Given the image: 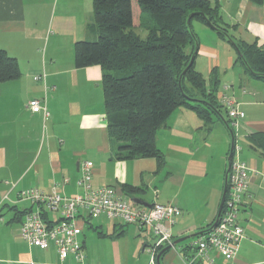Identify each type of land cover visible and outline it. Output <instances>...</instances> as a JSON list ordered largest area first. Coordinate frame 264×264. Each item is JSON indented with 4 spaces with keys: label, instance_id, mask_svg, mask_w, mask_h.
I'll use <instances>...</instances> for the list:
<instances>
[{
    "label": "crops",
    "instance_id": "1",
    "mask_svg": "<svg viewBox=\"0 0 264 264\" xmlns=\"http://www.w3.org/2000/svg\"><path fill=\"white\" fill-rule=\"evenodd\" d=\"M209 1L218 4L219 23L235 40L264 49V0ZM92 22V0H0V48L17 59L20 69L19 77L0 81V264H76L71 255L59 262L54 246L41 249L20 236L23 210L37 206L18 199L17 193L31 187L44 193L55 187L67 196L82 193L77 179L83 161L92 165L93 187L112 186L121 196L149 205L179 206L172 242L206 230L216 218L232 139L249 167L238 213L244 237L233 259L213 249L209 256L212 264H264V150L249 139L264 133V82L246 72L234 48L213 28L193 20L195 70L208 79L216 68L217 96L234 95L244 116L233 126L222 107L228 123L212 113L207 124L193 109L178 107L155 135L160 162L153 157L117 159V144L107 132L101 68L74 66V43L96 38ZM33 98L45 99L47 118L30 110ZM44 217L56 221L59 214ZM95 220L79 221L85 264H152L147 250L155 241L151 230L104 215ZM195 237L165 251L160 264H188ZM192 264L202 262L194 259Z\"/></svg>",
    "mask_w": 264,
    "mask_h": 264
},
{
    "label": "trees",
    "instance_id": "2",
    "mask_svg": "<svg viewBox=\"0 0 264 264\" xmlns=\"http://www.w3.org/2000/svg\"><path fill=\"white\" fill-rule=\"evenodd\" d=\"M250 1L261 3L262 0ZM92 14L91 28L96 38L74 43V66L101 68L107 132L117 144V159L153 157L160 162L156 132L181 106L193 109L207 124L212 123V113L228 123L217 96V69L213 68L205 79L194 68L198 40L192 28L193 20L205 24L209 20L220 37L233 48L235 43L236 61L254 79L264 82V49L256 42L235 40L219 23L215 2L92 0ZM137 28L143 29V34ZM19 75L17 59L0 48V81ZM249 139L264 150V133L251 134Z\"/></svg>",
    "mask_w": 264,
    "mask_h": 264
},
{
    "label": "built area",
    "instance_id": "3",
    "mask_svg": "<svg viewBox=\"0 0 264 264\" xmlns=\"http://www.w3.org/2000/svg\"><path fill=\"white\" fill-rule=\"evenodd\" d=\"M228 85L225 86V89ZM219 102L225 108L233 126L244 116L239 109V102L231 94L219 95ZM28 106L32 112L49 116L45 99L33 98ZM239 145H234L228 172V188L217 224L196 236L190 242L194 250L192 264L198 259L202 264H212L210 250H215L227 260L233 259L244 237L238 221V213L247 193L249 167L238 157ZM92 165L88 161L80 163V176L77 184L82 193L67 196L59 193L55 187L50 193H44L36 187L22 189L18 199L29 200L37 207L25 213L19 226L20 236L30 245L45 249L54 246L59 262H64L71 255L76 264H85V253L78 235L83 225L102 215L110 220L131 224L137 228H148L154 235L153 245L148 247L150 262L155 263L157 250L172 245L171 227L181 215V209L174 203L153 202L148 206L133 205L121 196L112 186L93 187L91 185ZM4 195L3 200H7ZM47 212H57L59 219L48 221L43 216ZM80 219V220H79Z\"/></svg>",
    "mask_w": 264,
    "mask_h": 264
},
{
    "label": "water",
    "instance_id": "4",
    "mask_svg": "<svg viewBox=\"0 0 264 264\" xmlns=\"http://www.w3.org/2000/svg\"><path fill=\"white\" fill-rule=\"evenodd\" d=\"M190 19V17H189ZM188 19V21H189ZM207 24L209 27L215 29L216 27L214 25L211 24V22L209 20H207ZM233 46L235 48V50L238 52V48L235 46V43L233 42ZM192 59L193 57L191 58L190 60V63L192 62ZM184 73V72H183ZM231 131V134L233 135L232 133V130L230 129ZM233 148H234V141L232 139L231 141V146H230V151H229V154H228V157H227V169H226V174H225V181H224V186H223V191H222V195H221V199H220V202H219V206H218V210H217V214H216V218L214 220V222L212 223L211 227L215 226L219 220V217H220V214H221V210H222V207H223V203H224V199H225V195H226V191H227V179H228V172H229V167H230V161H231V156H232V152H233ZM127 200H129L134 206L135 205H140V206H148L149 204H146L144 203L143 201H141L140 199L138 198H135V197H126ZM201 232H198V233H193V234H190V235H187V236H184V237H181V238H178L176 240H174L172 242V245H167L165 247H163L156 255V262L157 264H160L159 260H160V257L161 255L169 250L171 247H173L175 244L181 242V241H184L186 239H189V238H192V237H195L197 235H199Z\"/></svg>",
    "mask_w": 264,
    "mask_h": 264
},
{
    "label": "rangeland",
    "instance_id": "5",
    "mask_svg": "<svg viewBox=\"0 0 264 264\" xmlns=\"http://www.w3.org/2000/svg\"><path fill=\"white\" fill-rule=\"evenodd\" d=\"M136 31L139 33V34H143V32H144V30L143 29H136ZM195 33V32H194ZM242 69V68H241ZM231 75H228V77H230ZM229 80V79H228ZM233 132H234V135H236V132H235V130H233ZM91 222H93V223H97V221L96 220H91ZM189 239H187V240H185V241H188ZM156 255H157V253H156Z\"/></svg>",
    "mask_w": 264,
    "mask_h": 264
}]
</instances>
